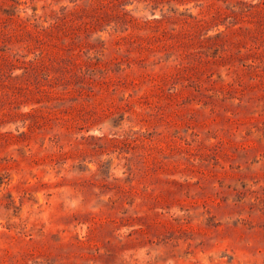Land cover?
<instances>
[{"label":"rangeland","instance_id":"1","mask_svg":"<svg viewBox=\"0 0 264 264\" xmlns=\"http://www.w3.org/2000/svg\"><path fill=\"white\" fill-rule=\"evenodd\" d=\"M0 264H264V0H0Z\"/></svg>","mask_w":264,"mask_h":264}]
</instances>
